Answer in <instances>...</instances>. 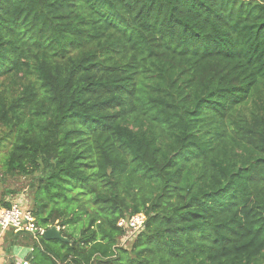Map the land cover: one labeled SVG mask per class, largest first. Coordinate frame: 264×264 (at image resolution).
I'll return each mask as SVG.
<instances>
[{
    "label": "trees",
    "instance_id": "16d2710c",
    "mask_svg": "<svg viewBox=\"0 0 264 264\" xmlns=\"http://www.w3.org/2000/svg\"><path fill=\"white\" fill-rule=\"evenodd\" d=\"M0 129L9 264H264V0H0Z\"/></svg>",
    "mask_w": 264,
    "mask_h": 264
},
{
    "label": "built area",
    "instance_id": "2783aa9c",
    "mask_svg": "<svg viewBox=\"0 0 264 264\" xmlns=\"http://www.w3.org/2000/svg\"><path fill=\"white\" fill-rule=\"evenodd\" d=\"M10 206L5 208L0 206V230H13L15 232H25L34 237L42 236L45 229L38 228L34 223L31 210L26 209L22 204L10 201ZM146 218L143 214H135L128 219H120L117 223L119 228L125 229L127 236L123 243L127 241L128 236L133 238L144 229ZM16 261V260H15ZM28 260H17L18 264H27Z\"/></svg>",
    "mask_w": 264,
    "mask_h": 264
},
{
    "label": "rangeland",
    "instance_id": "374dc122",
    "mask_svg": "<svg viewBox=\"0 0 264 264\" xmlns=\"http://www.w3.org/2000/svg\"><path fill=\"white\" fill-rule=\"evenodd\" d=\"M0 136H1V129H0ZM6 152H7L6 145L0 146V176L3 175L2 178L0 177V200L8 201V202L10 201L17 202L20 205L22 204L24 207L26 206L29 207L31 200H30V196L27 194L25 190L28 185V180L17 176L3 174V169L1 165ZM12 236L13 234L11 235V231L6 230L3 232L0 230V264H9L11 260L7 248L9 247L12 241ZM132 239L133 236H128L125 246L130 245ZM17 250H22V248H18V249L14 248L13 250L12 255L16 260V262L17 260L21 261L24 257H26V255L23 256L22 251H17Z\"/></svg>",
    "mask_w": 264,
    "mask_h": 264
},
{
    "label": "water",
    "instance_id": "95a60500",
    "mask_svg": "<svg viewBox=\"0 0 264 264\" xmlns=\"http://www.w3.org/2000/svg\"><path fill=\"white\" fill-rule=\"evenodd\" d=\"M42 237L45 240H58V241H61L63 243L67 242V240L61 236L58 228H56L55 226L46 229L43 232ZM28 259H29V256L26 258V260H28Z\"/></svg>",
    "mask_w": 264,
    "mask_h": 264
},
{
    "label": "crops",
    "instance_id": "0c3cea01",
    "mask_svg": "<svg viewBox=\"0 0 264 264\" xmlns=\"http://www.w3.org/2000/svg\"><path fill=\"white\" fill-rule=\"evenodd\" d=\"M10 231V230H9ZM17 251H22V253H23V256H25L26 255V257H27V253H26V250L24 249H22V250H17ZM19 253V252H18ZM26 257H24V258H26Z\"/></svg>",
    "mask_w": 264,
    "mask_h": 264
},
{
    "label": "clouds",
    "instance_id": "9594fccd",
    "mask_svg": "<svg viewBox=\"0 0 264 264\" xmlns=\"http://www.w3.org/2000/svg\"><path fill=\"white\" fill-rule=\"evenodd\" d=\"M26 259V258H25Z\"/></svg>",
    "mask_w": 264,
    "mask_h": 264
}]
</instances>
